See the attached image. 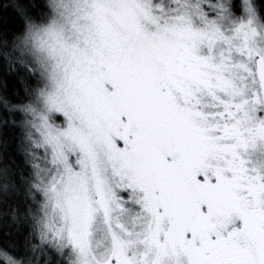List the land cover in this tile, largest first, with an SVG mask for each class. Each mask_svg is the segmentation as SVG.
Listing matches in <instances>:
<instances>
[{
  "label": "snow or ice",
  "instance_id": "6c2138e0",
  "mask_svg": "<svg viewBox=\"0 0 264 264\" xmlns=\"http://www.w3.org/2000/svg\"><path fill=\"white\" fill-rule=\"evenodd\" d=\"M0 264H264V0H0Z\"/></svg>",
  "mask_w": 264,
  "mask_h": 264
}]
</instances>
